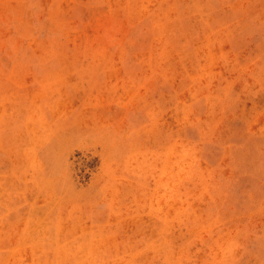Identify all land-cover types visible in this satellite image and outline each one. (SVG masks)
<instances>
[{"label": "rangeland", "instance_id": "1", "mask_svg": "<svg viewBox=\"0 0 264 264\" xmlns=\"http://www.w3.org/2000/svg\"><path fill=\"white\" fill-rule=\"evenodd\" d=\"M0 264H264V0H0Z\"/></svg>", "mask_w": 264, "mask_h": 264}, {"label": "bare ground", "instance_id": "2", "mask_svg": "<svg viewBox=\"0 0 264 264\" xmlns=\"http://www.w3.org/2000/svg\"><path fill=\"white\" fill-rule=\"evenodd\" d=\"M166 232V231H165Z\"/></svg>", "mask_w": 264, "mask_h": 264}]
</instances>
